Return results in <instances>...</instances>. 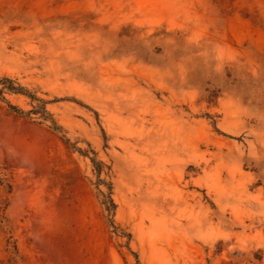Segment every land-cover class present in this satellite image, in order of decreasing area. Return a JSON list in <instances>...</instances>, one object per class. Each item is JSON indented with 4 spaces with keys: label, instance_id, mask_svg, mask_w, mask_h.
<instances>
[{
    "label": "rangeland",
    "instance_id": "rangeland-1",
    "mask_svg": "<svg viewBox=\"0 0 264 264\" xmlns=\"http://www.w3.org/2000/svg\"><path fill=\"white\" fill-rule=\"evenodd\" d=\"M3 76L0 264H264V0H0Z\"/></svg>",
    "mask_w": 264,
    "mask_h": 264
},
{
    "label": "trees",
    "instance_id": "trees-1",
    "mask_svg": "<svg viewBox=\"0 0 264 264\" xmlns=\"http://www.w3.org/2000/svg\"><path fill=\"white\" fill-rule=\"evenodd\" d=\"M24 91H25L24 87H22L21 85H17V83L10 77H7V76L0 77V99H2L8 104L9 109L12 112H15L20 115L29 116V117L32 114L40 115V118H42L43 120H52L53 125L51 127L55 131H61L62 127L59 126L55 120L52 119V114L47 110L46 102L44 100L36 97L35 95H30V98L32 99V101L37 102V104L33 106V110L26 112L22 110L21 108H19L18 106L11 104L4 96L6 93L26 94L24 93ZM80 152H83V151L80 150ZM93 163L95 164V167H96L95 169L98 172V175L100 176L101 173L104 171V164L100 161H97L96 159H93ZM101 184H106L108 187L107 193L99 189V193L102 197V204L105 206V208L110 213H112L116 207L112 199V190H113L112 184L106 183L104 180L100 179L99 177V181L97 185L100 186Z\"/></svg>",
    "mask_w": 264,
    "mask_h": 264
}]
</instances>
